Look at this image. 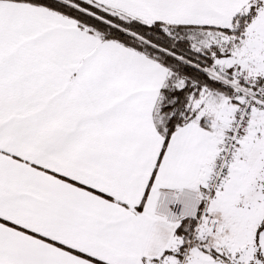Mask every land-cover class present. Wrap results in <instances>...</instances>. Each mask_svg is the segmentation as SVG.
Segmentation results:
<instances>
[{
	"label": "snow or ice",
	"instance_id": "obj_1",
	"mask_svg": "<svg viewBox=\"0 0 264 264\" xmlns=\"http://www.w3.org/2000/svg\"><path fill=\"white\" fill-rule=\"evenodd\" d=\"M0 264H264V0H0Z\"/></svg>",
	"mask_w": 264,
	"mask_h": 264
}]
</instances>
